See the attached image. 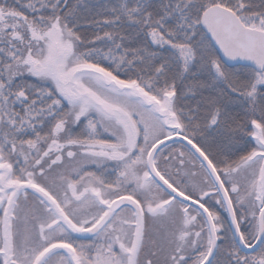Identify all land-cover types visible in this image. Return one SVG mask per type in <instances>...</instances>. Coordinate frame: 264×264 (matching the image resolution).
Listing matches in <instances>:
<instances>
[{
	"label": "snow or ice",
	"instance_id": "obj_1",
	"mask_svg": "<svg viewBox=\"0 0 264 264\" xmlns=\"http://www.w3.org/2000/svg\"><path fill=\"white\" fill-rule=\"evenodd\" d=\"M0 264H264V0H0Z\"/></svg>",
	"mask_w": 264,
	"mask_h": 264
}]
</instances>
